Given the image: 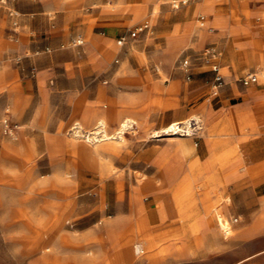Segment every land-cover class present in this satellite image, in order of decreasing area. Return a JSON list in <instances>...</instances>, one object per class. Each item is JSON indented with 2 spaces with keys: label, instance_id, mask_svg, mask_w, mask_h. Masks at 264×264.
<instances>
[{
  "label": "rangeland",
  "instance_id": "1",
  "mask_svg": "<svg viewBox=\"0 0 264 264\" xmlns=\"http://www.w3.org/2000/svg\"><path fill=\"white\" fill-rule=\"evenodd\" d=\"M205 1L215 2V13L195 10ZM232 1L239 0L175 9L172 0H0V264L95 256L90 245L103 242L112 220H155L159 213L179 221L209 217L225 245L209 264H264V230L245 241L235 231L258 211L248 205L264 194V173L228 172L238 152L220 142L223 134L210 137L204 119L212 105L218 117L219 108L214 76L201 73L210 67L198 52L209 43L191 44L202 31L199 16L240 22L264 5L254 0L243 13ZM138 26L149 29L132 38ZM208 26L203 31L212 32ZM184 30L191 39L178 46ZM185 52L191 80L180 69ZM256 163L264 170V158ZM250 180L256 190L234 189ZM126 247L131 259L138 256Z\"/></svg>",
  "mask_w": 264,
  "mask_h": 264
},
{
  "label": "crops",
  "instance_id": "2",
  "mask_svg": "<svg viewBox=\"0 0 264 264\" xmlns=\"http://www.w3.org/2000/svg\"><path fill=\"white\" fill-rule=\"evenodd\" d=\"M252 1L254 0L232 1V3L237 2L240 5L235 7L231 4V8L244 13L248 10L247 8ZM214 3V1H208L207 3L205 1L199 4L195 10L210 14L215 13ZM205 17L207 18V24H209L208 29L213 31L199 29L202 30L199 31L200 33L205 34L197 33L196 36L192 37L191 44L202 46L209 43L198 52L202 62H204L203 54L205 50L210 47L218 49L221 53L218 62L221 65L226 86L221 90L219 96L214 97L215 100H218L216 102L219 107L217 109L218 117L212 105L211 109L213 110L208 108L204 119L207 121L210 137L215 132L223 134L220 142L238 152V158L235 160L232 172L241 173L245 171L244 168H256V162L264 158V80L251 87H244L241 83L240 85L237 82L235 83L237 78L240 77L241 79L248 74L257 73L264 66V5L249 9L245 19L238 18L240 22L221 14L213 15L212 18ZM178 26L182 27L181 24ZM189 27L186 24L185 29ZM246 34L250 35L249 39ZM175 39L176 45L179 46L188 43L191 37L184 30ZM93 42L103 43L104 41L99 37H94ZM185 56L192 58L191 54L185 52L181 60ZM204 68H201V71ZM180 69L184 73L181 65ZM201 73H210L214 76V73L210 70ZM184 75L186 77L185 73ZM235 101H238V103H235ZM209 142L214 151L215 146L212 144L211 138H209ZM205 168L211 169V166L207 165ZM226 169L227 166H223L221 171L226 172ZM253 185L251 180L243 181L241 184H236L234 189L256 190ZM254 205L260 207L258 211L249 217L251 222L240 224L235 229L240 240L251 239L264 230V226L260 225L261 221L264 220V194L257 195L255 203L248 206ZM232 213L236 215L239 212L234 210L229 214ZM241 215V218L244 217L247 220L246 213ZM171 216L168 213H159L155 220L150 218L134 220L130 217H118L112 220L107 226L105 234H102L103 242L90 245V249L95 253V256L87 257L79 253V256L70 264H209L208 259H210L211 253L225 249L220 230L216 226L214 227V224H211L207 215L199 214L196 218L184 221H179L180 219ZM142 223L145 224L147 229L144 234L136 233L135 240L137 242L145 240L144 242L148 247L147 255L145 257L138 255L131 259L126 243L131 232L135 231ZM146 234L147 237L152 238V242L145 237ZM197 242H201V245ZM214 243H217V245H214ZM256 245L254 241L253 246ZM132 252L137 255L134 249H132ZM245 260H241L236 264H248L254 261ZM66 263L64 262V264Z\"/></svg>",
  "mask_w": 264,
  "mask_h": 264
},
{
  "label": "built area",
  "instance_id": "3",
  "mask_svg": "<svg viewBox=\"0 0 264 264\" xmlns=\"http://www.w3.org/2000/svg\"><path fill=\"white\" fill-rule=\"evenodd\" d=\"M196 1H200V0H172V6L175 9L180 8L181 5L183 4H189L192 2H196ZM199 24H200V28H205L207 25V18L205 16H200L199 18ZM148 26H138L135 30H133L131 32V37L132 38H136L137 36L145 33L148 31ZM124 42H126V38L123 37L120 40V44H123ZM78 45H82L84 42L83 40H79ZM204 61L205 64L207 66L210 67V71L214 73V82H213V96L217 97L219 96L221 90L225 87L226 85V80L225 77L222 74L221 71V65L218 62V59L221 56V53L218 51L217 48L215 47H210L207 50H205L204 52ZM181 68L184 71V73L186 74V78L187 80H191L193 74H192V69H193V61L192 58L190 56H185L182 60H181ZM261 80H264V68L262 70H260L257 73H251L246 75L245 77L240 79V83L244 86V87H251L253 85H257L260 83ZM7 132L9 131V133L11 134L12 131H14L13 129L10 128V126H7ZM238 219H235V222H238Z\"/></svg>",
  "mask_w": 264,
  "mask_h": 264
},
{
  "label": "bare ground",
  "instance_id": "4",
  "mask_svg": "<svg viewBox=\"0 0 264 264\" xmlns=\"http://www.w3.org/2000/svg\"><path fill=\"white\" fill-rule=\"evenodd\" d=\"M206 124V123H205ZM177 125L178 124H174V126H175V128H177ZM177 129H179L180 130V128H177ZM211 131V130H210ZM216 133V132H215ZM189 137L191 136V133L188 135ZM237 159V158H236ZM235 163V162H234ZM231 164L229 167L231 168L232 167V169H233V167L235 166V164ZM166 170H169L170 169V167H166L165 168ZM232 171V170H231ZM228 172H230V170L228 171ZM232 173V172H231ZM250 173H251V175H255L256 173L258 174V173H264V170H263V167H256V168H254V169H252L251 171H250ZM228 175V174H227ZM240 176H242V175H240ZM264 179V178H263ZM226 184V183H225ZM141 185H143V184H141ZM217 188H219L218 186H217ZM228 190H230V189H227L226 191H228ZM215 192V191H214ZM138 193V192H137ZM141 193V192H140ZM145 193V192H144ZM143 193V194H144ZM212 193V192H211ZM214 194H216V192L214 193ZM145 196V195H144ZM153 196V195H152ZM155 196V195H154ZM137 198V197H136ZM147 198V197H146ZM151 198V197H150ZM228 198V197H227ZM181 198H177V203H181ZM138 203H139V201H137ZM148 203V202H147ZM229 204V203H228ZM146 206V205H145ZM142 207V206H141ZM202 207V206H201ZM137 208V207H136ZM197 208V207H196ZM160 209V208H159ZM198 209V208H197ZM196 209V210H197ZM201 209V208H200ZM203 209V208H202ZM143 210H145V209H143ZM142 208L139 210V212H141L142 213ZM164 210V209H163ZM199 210V209H198ZM217 209H215V211H216ZM161 212H164V211H162V210H160ZM217 212V214L218 215H216V216H220V217H218V221L220 222V228L222 229V231H224V233L227 235V236H230L231 234H232V228L227 224V223H225L224 221H223V219H222V216H221V214H220V212H219V210H217L216 211ZM178 213V212H177ZM201 213V212H200ZM206 213L209 215V214H211L212 212H211V210L208 208V207H206ZM205 214V213H204ZM214 214V213H213ZM198 215V214H197ZM141 216V215H140ZM207 218V217H206ZM211 218V217H210ZM213 220V219H212ZM213 224V223H212ZM134 225V224H133ZM137 225V224H136ZM215 227V226H214ZM132 230V229H131ZM216 230V229H215ZM145 231H146V227H145V224H140L138 227H137V229L135 230V231H132L131 232V234H130V236L128 237V240H127V243H126V246H128V248L129 247H131L132 249H134V252H135V254H137V255H140V254H145L146 253V249H145V246H147V244L144 242L145 240H143V241H141V242H137L136 240H135V234L137 233H140V234H144L145 233ZM146 237V236H145ZM138 238V237H137ZM127 248V247H126Z\"/></svg>",
  "mask_w": 264,
  "mask_h": 264
}]
</instances>
